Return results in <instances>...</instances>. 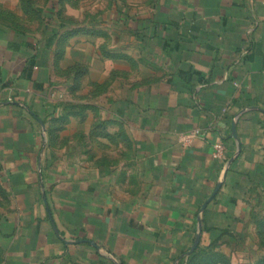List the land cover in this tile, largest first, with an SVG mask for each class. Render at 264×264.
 <instances>
[{"label": "crops", "instance_id": "0c3cea01", "mask_svg": "<svg viewBox=\"0 0 264 264\" xmlns=\"http://www.w3.org/2000/svg\"><path fill=\"white\" fill-rule=\"evenodd\" d=\"M148 3L61 58L0 14V264H187L200 225L212 264L264 259V0Z\"/></svg>", "mask_w": 264, "mask_h": 264}, {"label": "rangeland", "instance_id": "374dc122", "mask_svg": "<svg viewBox=\"0 0 264 264\" xmlns=\"http://www.w3.org/2000/svg\"><path fill=\"white\" fill-rule=\"evenodd\" d=\"M3 1V3H2ZM129 1V0H123ZM133 2H141L144 6H148V0H130ZM15 0H0V14L3 16H6L8 18L13 17L17 18V12L20 11L22 14L20 17V22L29 29H36L37 31H42V25L41 21L44 18V14H41L40 12L33 10L32 13L26 14V11L23 10L21 7V2L18 0L17 8L14 11H11V9L5 7L4 3L6 4H13ZM34 2V8L37 10H41L45 8L49 0H33ZM115 4H118V0H62V5L65 6V13L63 15L62 21L69 22L70 27L68 29L63 30V34L65 32L75 33V29L80 28L84 29L81 30L82 32L76 33L79 35L78 37H81L83 40V43L85 42L84 39L95 41H90L86 47V49L90 47L99 48L102 50V48L108 47V44L111 42V39L107 38V36L104 34V32L101 30V27L108 25L106 16H109L112 13H119V8H115ZM121 2V0H120ZM7 6V5H6ZM60 7V5H57ZM117 6V5H116ZM128 8V7H126ZM76 16V17H75ZM69 28H72V30H69ZM88 30L87 32H85ZM90 31H94L95 33H91ZM66 35L63 36L62 42H59V47L62 45L64 47V50L68 49L69 46V38L66 37ZM99 42V43H97ZM83 43H80L81 45ZM79 44V45H80ZM100 45V47H99ZM98 50V49H97ZM82 68H76L78 71L84 70V67ZM75 71V70H74ZM53 135V134H52ZM54 136V135H53Z\"/></svg>", "mask_w": 264, "mask_h": 264}, {"label": "trees", "instance_id": "16d2710c", "mask_svg": "<svg viewBox=\"0 0 264 264\" xmlns=\"http://www.w3.org/2000/svg\"><path fill=\"white\" fill-rule=\"evenodd\" d=\"M21 2V7L23 8L24 11H26V14L28 13H32L33 10H36L38 12H40L41 14H44V18L41 21L42 25V32L43 34L46 35L47 38V45H52L54 43V41L56 39H58V41L61 43L63 39V36H65V38L70 37V33L71 32H65L64 35L63 34V30L64 29H68V27H70L69 22H64L62 20H64L62 17L65 13V9L62 5V0H49V2L47 3V5L45 6V8L41 9V10H37L34 7V2L33 0H20ZM57 5H60V7H58ZM118 11H121V9H119ZM81 30L84 29H80L77 28L75 29V33H80L82 32ZM88 30H86L85 32H87ZM91 33H95L94 31H90ZM59 50H61L58 53L59 58H61L64 54V47L62 45H60ZM85 73V70H80L77 72L78 76L82 75ZM63 104L61 103H57L54 106V110L53 111H57ZM209 251L204 250V249H196L189 257L187 264H212V262L214 261L213 257L208 254ZM216 259H220L222 261H224V264H229L225 257L222 255H218L215 256ZM215 259V260H216ZM257 264H264V259L260 260L259 262H257Z\"/></svg>", "mask_w": 264, "mask_h": 264}, {"label": "built area", "instance_id": "2783aa9c", "mask_svg": "<svg viewBox=\"0 0 264 264\" xmlns=\"http://www.w3.org/2000/svg\"><path fill=\"white\" fill-rule=\"evenodd\" d=\"M199 133V130H194L188 134H184L182 136V140L186 143L189 142L194 136H196ZM227 149L226 145L223 141L219 140L214 143V151L213 156L215 158L221 159L226 157Z\"/></svg>", "mask_w": 264, "mask_h": 264}, {"label": "water", "instance_id": "95a60500", "mask_svg": "<svg viewBox=\"0 0 264 264\" xmlns=\"http://www.w3.org/2000/svg\"><path fill=\"white\" fill-rule=\"evenodd\" d=\"M233 132L235 134V127H233ZM231 162L233 161V159L230 160ZM220 188V184L217 185V188L214 190V192L212 193V195L206 200L205 204L203 205L204 209L206 207V205L208 204V202L216 195L217 191ZM201 232H202V226H199V232L194 240L193 245L191 246V248L188 250V252L186 253V255H190L191 253H193L195 251V249L198 247L200 239H201Z\"/></svg>", "mask_w": 264, "mask_h": 264}]
</instances>
